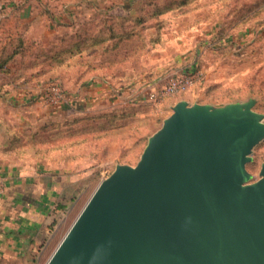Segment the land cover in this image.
I'll use <instances>...</instances> for the list:
<instances>
[{
    "label": "rangeland",
    "instance_id": "1",
    "mask_svg": "<svg viewBox=\"0 0 264 264\" xmlns=\"http://www.w3.org/2000/svg\"><path fill=\"white\" fill-rule=\"evenodd\" d=\"M187 1L136 24L126 16L151 14L157 5L141 0L142 8L128 11L125 0H0V48L21 39L29 51L0 73L1 156L60 179L55 237L34 251L0 253V264H46L98 185L116 166L137 164L177 102L218 108L253 100L264 124V0ZM111 24L133 37L116 47L91 40ZM69 48L60 56L66 65L51 67L45 55ZM180 75L192 78L187 90L147 97ZM46 84L80 105H47L40 93ZM250 158L246 170L255 182L264 140Z\"/></svg>",
    "mask_w": 264,
    "mask_h": 264
},
{
    "label": "water",
    "instance_id": "2",
    "mask_svg": "<svg viewBox=\"0 0 264 264\" xmlns=\"http://www.w3.org/2000/svg\"><path fill=\"white\" fill-rule=\"evenodd\" d=\"M244 105L179 101L133 167L95 189L46 264H264V140Z\"/></svg>",
    "mask_w": 264,
    "mask_h": 264
},
{
    "label": "crops",
    "instance_id": "3",
    "mask_svg": "<svg viewBox=\"0 0 264 264\" xmlns=\"http://www.w3.org/2000/svg\"><path fill=\"white\" fill-rule=\"evenodd\" d=\"M78 105L75 101L62 108L72 110ZM2 148L6 146L0 132V253L34 251L55 237L60 179L48 168L5 160Z\"/></svg>",
    "mask_w": 264,
    "mask_h": 264
},
{
    "label": "trees",
    "instance_id": "4",
    "mask_svg": "<svg viewBox=\"0 0 264 264\" xmlns=\"http://www.w3.org/2000/svg\"><path fill=\"white\" fill-rule=\"evenodd\" d=\"M145 2H141V0H125V4L124 7H127L128 11L134 10L135 7H138L140 5V8H142L141 4H139V2L143 3V4H154L157 5L155 10L152 11V13L150 14H146V15H140V16H134L132 17L131 14L127 15L126 17H128L127 19H132V18H137L135 21L133 20L134 23L139 24L140 20L144 21L145 19H155L156 15L161 14L169 9H172L173 7H180V6H184L188 3L187 0H182L179 2H163L160 5H158V2H161L160 0H155L153 2L151 1H147L144 0ZM122 4L121 3V9H122ZM139 9V8H138ZM109 16V15H108ZM111 18H114V16L110 15ZM109 18V17H108ZM108 18H106L108 20ZM126 19V20H127ZM118 28V26L114 27L112 24L111 25H107V33L103 34V32L99 33V35L95 38H91V40L93 42H97V43H101V45L105 44L107 41L112 40L114 42V46L116 47L117 44L120 41H124V40H128L131 39L134 35V32H132L131 30H123L121 24ZM86 43L85 40H83L82 45H84ZM78 45V44H77ZM69 49H65V50H61L59 52H56L54 54H47L45 55L47 57L48 60L51 61V67L54 66V68L56 67H61L65 64V60L63 61V59H60V56L63 55V53H71V51H69ZM28 49L26 48V46H24V40H17V42L13 41V40H7V43L2 46L0 48V73H7L10 70L9 64L12 63V61L14 60L15 57L19 56V57H25L27 55ZM63 62V63H62ZM76 63H73V65H76ZM66 65V64H65ZM66 67H70L66 66ZM60 69V68H59ZM55 74V72L53 73ZM52 78V77H50Z\"/></svg>",
    "mask_w": 264,
    "mask_h": 264
},
{
    "label": "built area",
    "instance_id": "5",
    "mask_svg": "<svg viewBox=\"0 0 264 264\" xmlns=\"http://www.w3.org/2000/svg\"><path fill=\"white\" fill-rule=\"evenodd\" d=\"M192 78L188 76H173L166 80L157 90L150 91L148 98L152 101L167 95L181 93L192 86ZM41 100L49 106L59 108L60 106L70 105L71 98L67 96L57 84H46L41 89ZM3 190V182L0 173V195Z\"/></svg>",
    "mask_w": 264,
    "mask_h": 264
}]
</instances>
